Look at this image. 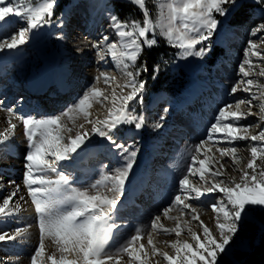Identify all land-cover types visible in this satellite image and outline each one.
Here are the masks:
<instances>
[{"label":"snow or ice","instance_id":"obj_1","mask_svg":"<svg viewBox=\"0 0 264 264\" xmlns=\"http://www.w3.org/2000/svg\"><path fill=\"white\" fill-rule=\"evenodd\" d=\"M131 2L144 9L143 22L128 23L109 11L110 27L119 38V44L109 42V36L102 35L101 41L93 45L98 49L101 60L104 59L105 50L101 44L106 45L112 60L122 66L127 77V82L122 88L129 89L128 93L117 96L113 89L111 97L106 95L96 86V82L103 77L104 83L111 87L114 78L101 72L93 78L94 83L66 111L41 117L30 113L18 115L28 143L24 155L25 170L22 179L35 205L40 231L39 244L30 257L31 264H46L44 259L46 237H51L55 241L60 253L59 258L55 253L47 256V261L51 264H121L122 261L124 264H159L158 260L151 261L152 256L162 257L166 264H217L218 254L225 252L226 246L233 241V237L240 230L242 219L244 221L249 219L251 208L246 210V206L264 208V130L249 136L247 130L252 125L237 126L241 119L253 115L251 111L253 100H261L260 111L264 114V85H256L259 89L257 95L252 91L254 80L244 79L252 75L251 69L255 66L252 57L264 62V51L259 49L256 42L249 40L245 49V59L238 68L242 78L228 90L229 95H235L238 90L250 93L247 101L248 112L240 111L241 105L245 103L244 100L236 102L235 110H231L230 104L218 108L215 122L209 125L205 139L195 146L186 174L178 180V194L174 195L170 205L163 210L164 216L177 221L176 226L166 228L160 223V215H156L151 221L152 230L175 233L177 239L170 245L174 249V254L156 248L151 236L148 237V244L152 246L151 252L147 251L145 245L140 243L143 238L142 227L136 228L133 234L114 247H109L114 234L123 227L118 217L119 198L124 192L125 183L136 163L139 151L135 142L130 144L118 142L112 133L120 125H134L139 130L145 124L144 116L135 114V109L129 108L132 101L143 103V91L147 84V81L138 79L141 71H148L147 63L136 68V61L144 48L157 45V35L163 36L169 44L179 49L176 55L180 59L189 57L203 59L211 52V47L203 42L208 41L231 14L242 7L239 0H166L160 5L159 22L153 23L148 18L145 0H131ZM255 2L260 5L261 10H264V0H255ZM56 6L57 0H44L38 6H33L29 0H0V30L13 28L17 18L25 23L24 27L17 28L10 35L0 39V52L5 49H18L34 38L30 33L35 32L38 35L41 29L50 26ZM58 23L59 26H63V20ZM257 32H264V23L257 25L251 34L255 35ZM63 38L62 34L57 36V39ZM260 40L264 41V35ZM197 45L200 47L197 48ZM246 65L249 66L247 69ZM153 73L155 79L156 74L159 73V65L153 68ZM258 75L264 77V67L260 68ZM241 85L244 87L241 88ZM97 102L101 104L108 102L110 105L107 115L102 120L99 117L93 119L91 115L90 109ZM3 107L4 102L0 100V108ZM6 110L9 113L13 111L10 107ZM168 111V108L164 109V113ZM77 116H82L84 122L77 125ZM64 118L71 120L73 126L69 127L65 124ZM164 119L165 116L161 115L155 127H162ZM261 119L264 120V115ZM229 120L231 122L227 123L226 121ZM8 124L9 127L4 132H0V145L5 144L16 129L10 118ZM86 124L91 125L90 131L85 128ZM91 135L106 140L120 161L118 167L111 169V174L102 172L99 179L88 185L89 188L95 189V194L74 187L72 173H66L61 167V162L71 161L74 157L79 158L78 149L90 140ZM236 140L259 142L258 145L250 147L251 159L247 163V169L250 171H243L239 181L225 175L223 164L209 155L212 152L211 148L203 152V159L199 158L201 150L205 149L208 141L235 143ZM217 150L221 156H231L239 164L235 147ZM52 174H55V179L52 178ZM208 175L213 178L211 181L206 178ZM189 176H198L207 186L202 188L193 184ZM8 183L14 185L15 190L0 200V218L15 216L20 209L19 201L25 199L19 196L14 202L20 191V185L14 180ZM181 194L185 199L194 200H199L206 194H221L217 195L214 202L209 205L216 213L219 240L200 220L197 209L181 199ZM177 205L182 206L181 213L188 211L191 219L199 221L202 227L203 239L201 234H197L185 222L195 246L188 240L179 239L183 230L179 218L168 215ZM22 234L20 228L12 230L11 233L8 230L0 231V242L14 241ZM227 251L230 252L231 247H228ZM69 256L74 258L69 259ZM0 264H8V260L0 259Z\"/></svg>","mask_w":264,"mask_h":264},{"label":"bare ground","instance_id":"obj_2","mask_svg":"<svg viewBox=\"0 0 264 264\" xmlns=\"http://www.w3.org/2000/svg\"><path fill=\"white\" fill-rule=\"evenodd\" d=\"M109 11L113 12L112 7L108 5V0H71L67 6V10L62 13L63 15L56 21V23L44 27L39 31L38 35H36L35 32L30 33V36H33L34 38L30 39L28 43L20 46L18 49H5L3 52H0V100H3L4 102V107L0 108V132H4L5 129L9 127V118L11 119V122L16 125V129L9 137V140L6 141L5 144L0 145V200L5 198L9 192L15 190V186L8 183L10 180H14L16 184L20 185V191L17 194V198H14V202L18 200L19 196L25 198L24 200L19 201L20 209L15 216L0 218V231L8 230L11 233L12 230L20 228L23 232V234L17 236L14 241L0 242V259L8 260V264H31V254L38 246L40 238L35 205L32 203L31 197L29 196L22 179L25 170L24 155L27 151L28 143L22 122L18 119V115L30 113L33 116L41 117L60 114L65 111L66 107L72 106L77 101L78 97H80L82 93L94 83L93 78L100 75L101 72H105L114 78L111 83L114 85L117 83L113 86L114 88H106L107 85L104 83L103 77H101L100 81L96 82V86L102 91L105 93L110 91L112 94V90L114 89L117 96L122 94L126 95L129 91L127 88H122L127 80L122 81L117 76L113 75V73L108 70V66L103 62L104 59L101 60L98 56L97 48L93 47L94 44L100 42L99 39L104 35V28L110 24ZM60 20H63L62 27L59 26L58 23ZM21 25L22 23L16 22L13 28L0 30V39H3L5 35H10L11 32L15 31L17 28H21ZM242 33L243 29L240 26L230 28L223 37L226 47L231 46L234 40L242 38ZM61 34L64 38L59 39V46L56 48L53 42L54 38H57V36ZM117 43L119 44V40ZM101 47L105 49L103 52H107L106 45L101 44ZM50 54L56 56L55 61L52 62L49 60ZM26 61L35 64L43 62L41 69H33L29 72L46 77L49 81L54 83L53 95L55 96H48V103L52 106L51 111H47L42 105L41 109H39V106L36 108H30L32 103L29 101L45 96L41 91L34 88L29 89L28 92H23L21 90L13 91L7 85V79L12 77L14 72L24 71L22 64ZM227 63L215 67L214 81L204 80L205 74L204 72H201V75L197 78V84L191 90L192 94H190V101L188 103L183 102L181 106L179 105L177 115L174 118L164 120L165 125L162 134L151 146V152L153 154L156 153L158 158L152 159L146 163L144 176H141V179L138 181L143 185L142 189L145 187L146 190H144L146 191L147 199L152 202L153 205H156L158 202H160L159 205L166 203V196L163 187L166 186L168 182L173 183L175 180V177H173L174 172H168L165 177L163 169L167 167V164L174 162L176 165V163L182 162V151L186 150L183 148H187V151H185L186 154H184L188 155V149L191 148L190 145L195 144V140L206 137L209 125L215 122L218 108L225 104H230L232 105L231 110H235L236 102L244 100L245 103L241 105L240 111L245 113L248 112L249 105L247 101L250 97L247 93L238 90L235 95L228 94L230 87L242 77L236 72L237 68H239L237 61L231 60ZM109 65V67L118 66L114 61ZM261 67H264V62ZM249 78L251 79L252 77L250 76L244 79ZM243 87L244 85H241V88ZM254 89L255 88L253 87L252 90ZM109 97H111V95ZM19 98H21V100H15ZM23 98H26L27 100L24 102ZM159 98L160 101H156L154 107L159 104L161 105L164 100H167L165 95H161ZM8 107L13 109L11 113L6 110ZM90 111L92 118H97L102 111L100 103H94ZM107 111L108 109L106 110V113ZM251 111L253 115H249L248 117L252 122L256 118L254 116L253 102L251 105ZM63 122L69 127L73 126L72 121L67 118H64ZM83 122L82 116H77L76 124L78 125ZM227 123L230 122L228 121ZM85 128L90 131L91 125L86 124ZM100 138L101 137L98 136L96 139V135H91L90 140L86 141L81 149H78L79 158L77 159L74 157V161L78 162L81 158L89 159L92 152L93 154H97L96 156H98V158H106L110 163L118 161L119 164V158L116 157L114 152H109L101 148L98 149L100 146L98 142ZM212 143L213 141L207 142L205 149L201 150L199 158L203 159V152L206 151L207 148H211L212 152L209 153V155L213 156L215 160L223 164L226 176L235 179L233 172L231 175L228 174L230 172H227L230 170V163L227 161L225 162V156H221L217 150L218 148L224 147L218 146L223 143L219 142L216 146L211 145ZM184 157L185 156L183 155V159ZM67 164L68 161H63L61 162V167L66 168ZM114 168L115 167L112 169ZM151 172H154L155 175L152 178L150 175ZM147 173L150 176H148ZM88 174V176H90V174L94 175V170L90 168ZM52 178H55V174H52ZM206 178L208 181L213 179L210 175ZM189 180L193 184L202 188L207 186L203 181L199 180L198 176H189ZM128 181L130 180H127V182ZM206 196L209 199L214 197L212 194H206L205 197ZM192 200L194 199H185V203H190L197 209L200 220H202L213 232L212 226L216 223V213H214L209 207L210 202L203 203L199 206L194 204ZM181 207L182 206L179 205L173 207L170 215L179 218L183 229L179 239L186 240L188 238L187 236H190V234L187 231V227H185V222H187V226L191 227L193 231L197 232V234H200L201 227L199 221H193L191 219V215L188 211L181 213ZM249 207L250 206H246V210H248ZM257 207L264 210V208L260 206H256V208ZM250 215L252 218L254 217L251 211H249V217ZM155 216V214H152V219ZM255 220L256 222L258 221L257 219ZM160 223L166 228H174L177 221L167 220L166 216L162 214L160 216ZM141 227L143 228V231H146L144 229L146 227L145 225H141ZM213 233H215L213 234L215 236L219 235L217 231ZM149 236H151L156 248L167 252H169V250L166 248V243H172L177 239L175 233L165 234V232L159 229H149L148 235H146L142 241L146 250H150V247H152L148 244ZM241 242L244 241L242 240ZM244 243L241 245L242 247H244ZM193 245L195 246V243H193ZM228 247H231L230 252L227 251ZM57 248L58 246L55 245L51 239H48L47 241L45 240L44 259L46 264H51L50 261H47V256L52 253H55L57 258H59L60 253ZM237 248L236 244L231 243L226 246V251L223 253L233 262H237ZM69 259H71V256H69ZM157 260L159 261V264H163L158 258L154 261ZM121 264H124V261H122ZM217 264H221L219 258H217Z\"/></svg>","mask_w":264,"mask_h":264},{"label":"rangeland","instance_id":"obj_3","mask_svg":"<svg viewBox=\"0 0 264 264\" xmlns=\"http://www.w3.org/2000/svg\"><path fill=\"white\" fill-rule=\"evenodd\" d=\"M70 1L71 0H69L68 4L70 3ZM43 2L44 0H29V3L32 4L33 6H38L40 3H43ZM61 2L62 0H57V6L54 10L55 14ZM164 2H166V0H145V7L148 12V18L151 19L153 23L159 22L161 18L160 5ZM239 3L242 5V7L238 8L235 12H233L231 16L223 23V26L218 28L217 31L213 34V36L208 41L203 42L205 45H208L211 47V52L207 56H205L203 59L196 58V57L180 59L176 55L177 52L179 51L178 48L169 44L163 36H159V35L156 36L157 45H155L154 47L165 48L164 53H161L159 73L156 74L155 79H153V76H150L149 78H147L149 80L147 81V84L143 91V103L132 101L129 104L130 109L131 108L135 109V114L144 116L145 124L139 130H137L134 125H127V124L120 125L119 128L112 133L116 137L118 142H123L125 144H130V143L135 142V146L139 149L138 155L136 158V163L134 164L133 169L130 173V176L128 177V180L130 181L128 182L126 181L125 187L128 184H130L132 180H135V181L138 180V176L141 170L143 169V167L145 168L146 162H149L152 159L158 158V157H153L152 159H150L151 154H149V152H151V146L153 144L152 142L158 139V137H160V135L162 134L165 121L162 122L163 126L159 128H156L155 124L159 122V118L161 115H164L165 119L174 118L177 115L179 105L181 106L183 102L188 103L190 101L188 94H192L191 90L197 84L198 82L197 78L201 75V72H204L205 74L204 80L214 81L215 67L218 64L222 65L224 64V62H229L233 60V61H237V65H240V63L245 59V49L247 47L249 40L256 42L258 44L259 49L261 51H264V41L260 40V37L264 35V32H257L255 35L251 34L252 30L256 28L257 25H259L260 23H264L263 21L264 20L263 18L264 10H261L260 5L257 4L255 0H239ZM68 4L65 5L62 13H64L67 10ZM108 5L112 7L113 13L117 14L118 18L121 19L122 21H125L128 23L138 21L142 23L144 20V9H141L138 5L133 4L131 0H108ZM115 8H120V11L116 12ZM62 13L58 17V19L63 15ZM56 21H52L51 24L53 25L54 23H56ZM17 22L22 23L21 27L25 26V23L23 21H20L18 19ZM237 26H240L243 29V33H242L243 37L234 40L231 47L230 46L226 47L223 41L224 35H226V33L228 32L230 28L237 27ZM103 31H104L103 32L104 35L109 36V42H117L119 40V38L112 31L110 24L107 25ZM149 35L151 38L152 34L150 33ZM99 41H101V38L99 39ZM53 42H54L55 47L57 48L60 42L59 39L55 37ZM199 47L200 45H197V48ZM145 49H150V48L146 47L144 48V50ZM97 54H98V49H97ZM50 56L51 54L49 55V60H50ZM103 56H104L103 62L108 66V70L111 71V73L117 76L120 80L126 81L127 77L122 70V66H119L116 68L109 67L110 66L109 64L112 62L111 56L107 52H103ZM138 60L136 61V68H139L141 66ZM252 61L255 66L251 69L252 70L251 79L254 80L255 84L253 87L256 89L257 88L256 85H264V78L258 75L263 62L259 61L255 57H252ZM22 66L24 67L23 69L24 71H31L33 69H41L43 66V62L35 64L33 62L26 61V62H23ZM245 67L247 69L249 66L246 65ZM236 72L238 73V68ZM138 79L145 81L146 77H145L144 71H141V74L138 77ZM112 84L113 83H111V87L114 88L113 86H115L117 83L115 85L114 84L112 85ZM111 87L107 85L106 88L111 89ZM255 89L253 91L257 93V95H259L258 94L259 89L258 88L256 90ZM105 94H108V96L111 95L110 91H107V93ZM160 95H165L170 100H165L163 101V103H161V105L159 104L158 106L156 105L154 107L155 102L160 101L159 100ZM15 100L19 101L18 99H15ZM108 104H109L108 102H105L104 104L100 103V107L103 112L101 111L98 117L101 120L104 119V117L107 115L106 110L108 109V106H109ZM260 105H261V100H258V99L253 100L254 116L256 118L251 122V120L247 116L246 119H241L237 125L238 127L244 126V125H252V127L247 130V134L249 136L256 135L260 131L264 130L263 129L264 120L261 119V116L264 114H262L260 111ZM30 108H32V106ZM67 108L68 107H66L65 111L67 110ZM165 108L169 109L167 113H164ZM47 111H51V110L48 109ZM70 114L74 115V113H70ZM229 122H231V120H229ZM97 137L98 136H96V139ZM204 139L205 137H202L200 139L195 140L194 143L199 140L201 141ZM98 142L100 145L98 149L101 148L106 151H108V149L111 150L110 145L103 138H100ZM221 142L223 144L218 145V143L214 142L211 145H214V146L218 145L220 147L224 146L223 148L235 147L237 149L236 156L240 161L239 164H237L232 159L231 156H225L224 158H225V162L227 161L228 163H230V168H229L230 170L227 171L230 173L228 174L231 175L233 172L235 179L239 181V178L243 171H250L249 169H247V163L251 159L250 147L254 145H258L259 142H252L250 140L249 141L236 140L235 143H228L224 141H221ZM149 144H151L150 147H149ZM105 147L108 149H105ZM148 147H149V152H148ZM185 151H187V148ZM185 151L183 150L182 154L185 153ZM81 159L79 160L81 161ZM257 163L259 164L260 161L258 160ZM173 164L174 162L167 164L166 166L172 167L175 165ZM102 165H106L107 167L102 168L101 167ZM118 166H119L118 161L110 163L109 160L107 161L106 159H103L99 162V164L94 165L93 167H90L92 170H94V175L90 174V176H88L89 174L85 173L84 175H82V177H84L83 179H81L83 180L82 185L73 183V186L79 187L82 190H87L89 194H95V189L89 188L88 185L91 182L95 181L96 179H99L100 173L103 172V173L111 174V169L113 167L116 168ZM167 167L163 169V174L165 177L166 175L164 171ZM169 170L171 171V169ZM65 171L66 173H68V170H65ZM122 195L123 193L120 195L119 200L121 199ZM250 208H251L250 211L252 212L254 217L252 218V216L250 215L249 219H247V221L244 222L243 225L241 223L240 230L238 231L236 236L233 237V241L230 242V244L231 243L236 244V246L238 247L236 250L237 262H233L228 257H226L225 254L222 252V253H219L217 257L221 261V264H242L244 255L249 254L252 251L253 247H255L258 244L261 233L264 230V211L257 209L256 206H250ZM121 217L122 218L120 219V222H122V224H126L128 229L123 231V233L125 234L119 233L118 235L113 236V239L109 242L110 248L114 247L118 242L124 240L130 234L134 233V230H135L134 228H131L129 230V228L132 227L136 223L135 222L136 220L133 219L135 218L134 215L131 213H127L125 214V216L123 215ZM254 218L257 219L258 221L256 222ZM200 229L202 232V227ZM212 229H213V232L217 231V233L219 234V231L216 228V223L213 224ZM201 232L200 234H202ZM254 233H256L255 235L256 238L253 237ZM146 235H148V231L147 230L142 231L143 238L141 239L140 242L143 241ZM216 236L219 240L220 239L219 235H216ZM187 237L188 238L186 240L190 239L188 240L189 242L195 243L194 241H192L191 236H187ZM48 239H51V241H53V243L56 245L55 241L51 237L45 238L46 241ZM201 239H203V235H201ZM242 240L245 241L246 243L245 244L243 242L244 247H242L240 244ZM169 243H166V248L169 250V254H174V249L171 248L170 246L171 243L170 244ZM246 245L250 246V250H248L247 252H244L243 250H241V248L245 249ZM150 250H151V247H150ZM150 250L148 249L147 251L151 252ZM72 258L74 257L71 256V259ZM157 258L163 264H166V261H164L163 258L159 256H152L151 261L154 262V260ZM126 259L127 257H125V260Z\"/></svg>","mask_w":264,"mask_h":264},{"label":"trees","instance_id":"obj_4","mask_svg":"<svg viewBox=\"0 0 264 264\" xmlns=\"http://www.w3.org/2000/svg\"><path fill=\"white\" fill-rule=\"evenodd\" d=\"M66 1L67 0H63L62 4H60L54 16V20L58 17L59 14H61L63 10V6L66 3ZM119 11L120 8H116V12ZM164 51L165 48H159V47H153L150 49H145L143 51L139 59V64L142 65L145 62L147 63L148 71L144 72L146 77L145 81L149 80L147 78L154 75L153 68H155L157 65L160 64L161 53H164ZM253 237H255V234H253ZM242 264H264V230L261 233L258 244L255 247H253L252 251L249 254L244 255Z\"/></svg>","mask_w":264,"mask_h":264},{"label":"water","instance_id":"obj_5","mask_svg":"<svg viewBox=\"0 0 264 264\" xmlns=\"http://www.w3.org/2000/svg\"><path fill=\"white\" fill-rule=\"evenodd\" d=\"M51 60L55 61V56L54 55H52Z\"/></svg>","mask_w":264,"mask_h":264},{"label":"built area","instance_id":"obj_6","mask_svg":"<svg viewBox=\"0 0 264 264\" xmlns=\"http://www.w3.org/2000/svg\"><path fill=\"white\" fill-rule=\"evenodd\" d=\"M244 222H246V221H244V220L242 219V221H241L242 225L244 224Z\"/></svg>","mask_w":264,"mask_h":264}]
</instances>
